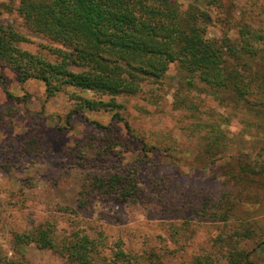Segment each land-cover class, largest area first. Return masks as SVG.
<instances>
[{
    "label": "rangeland",
    "instance_id": "1",
    "mask_svg": "<svg viewBox=\"0 0 264 264\" xmlns=\"http://www.w3.org/2000/svg\"><path fill=\"white\" fill-rule=\"evenodd\" d=\"M190 1L177 0L182 8ZM212 2L200 3L210 14V37L235 40L243 22L264 29V0ZM21 20L16 11H0V22L30 37L22 48L47 53L51 43ZM195 81L190 88L174 63L163 85L118 96L116 109L69 117L70 94L84 91L69 87L49 97L43 81H23L0 63V252L26 264H81L35 243L13 246V231L43 222L57 243L89 236L98 264H264V176L237 183V156L221 154L211 164L201 154L205 125L217 121L235 142L246 140L258 170L264 131L250 112L256 107L229 93L218 98ZM115 173L123 176L118 190L90 181ZM209 200L219 203L220 215L228 212L225 220L202 213Z\"/></svg>",
    "mask_w": 264,
    "mask_h": 264
},
{
    "label": "trees",
    "instance_id": "2",
    "mask_svg": "<svg viewBox=\"0 0 264 264\" xmlns=\"http://www.w3.org/2000/svg\"><path fill=\"white\" fill-rule=\"evenodd\" d=\"M202 1L191 0L187 8H182L177 0H0V11H16L25 28L51 43L45 46L47 53L24 49L20 44L30 37L13 25L0 22V63L15 69L23 81H43L49 97L69 87L84 91L85 94H70L74 107L69 117L86 109L122 106L118 96L136 95L146 84L163 85L175 63L186 75L190 88L199 79L218 98L229 93L239 105L242 100L252 103L256 110L250 108V112H255L256 126L264 131V69L257 65L264 51V29L243 22L235 40L230 36L210 37V14L201 8ZM259 94L262 97L253 101L254 95ZM106 95L110 98L103 99ZM114 115L122 119L119 111ZM205 127L201 154L208 163L216 162L221 154L237 156L238 166L231 170L237 183L251 181L254 174L264 176V160L255 170L246 140L235 142L217 121L207 122ZM231 150L235 153L230 154ZM259 152L264 154V144ZM119 176L123 177L119 173L93 176L90 181L94 180L98 188L113 191L123 183ZM218 205L209 200L201 211L225 220L228 212L220 215ZM55 233L51 225L41 222L24 231H13L12 244L22 250L35 243L66 254L71 261L98 264L93 253L99 251L89 236L74 234L61 244ZM0 264L26 262L0 252Z\"/></svg>",
    "mask_w": 264,
    "mask_h": 264
}]
</instances>
